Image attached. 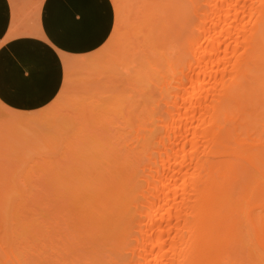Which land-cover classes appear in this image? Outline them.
Instances as JSON below:
<instances>
[{
	"label": "bare ground",
	"instance_id": "bare-ground-1",
	"mask_svg": "<svg viewBox=\"0 0 264 264\" xmlns=\"http://www.w3.org/2000/svg\"><path fill=\"white\" fill-rule=\"evenodd\" d=\"M111 2L119 14L118 0ZM140 3L139 28L146 27L123 28L122 33L133 32L125 38L117 32L122 28H113L104 43L118 33L119 44L108 54L126 66L136 64L134 92L128 100L115 92L117 105L130 104L122 112L130 117L120 113L123 119L113 128L111 117L102 119L96 109L94 135L73 133L76 141H66L67 153L60 152L65 157L29 167L43 176L34 185L42 181L46 187L30 191L28 197L37 198L20 201L13 219L1 211L17 191L11 168L17 166L5 165L14 158L25 163L26 149L19 156L14 153L19 148L8 151L16 157L7 162L0 157V230L8 220L16 227L7 233L12 228L6 223L0 232V264H264V0ZM140 58L145 65L137 69ZM107 76L109 82L121 78L116 72ZM128 81L123 83L129 86ZM115 82L110 83L121 87ZM92 86L101 90L89 98L104 96L107 88ZM134 97L139 101L132 102ZM26 174L21 181L33 190L34 174ZM36 205L48 213L40 218L45 227L33 218Z\"/></svg>",
	"mask_w": 264,
	"mask_h": 264
},
{
	"label": "rangeland",
	"instance_id": "rangeland-1",
	"mask_svg": "<svg viewBox=\"0 0 264 264\" xmlns=\"http://www.w3.org/2000/svg\"><path fill=\"white\" fill-rule=\"evenodd\" d=\"M137 1L138 0H130V1L129 0H127V1L126 0H118L119 6H120V12H119V14L116 13L115 6H114V4H112L113 9H114V25H113V28H115V29L122 28V30H119V31L117 30L118 33H121V35L119 36V38L120 37L125 38V37L130 36V33H133V32H130L129 33V31H131L129 29L132 28V27L135 28V30H137L138 32L141 31V28L142 27L139 28V26H142V24H141L142 22H140V21H143L144 18H143V20H141V17L137 14V11H138V9L141 10V8H142V5L143 4L140 3V2L142 1L144 3L145 0H139V3ZM133 2H135V4H132L134 6L131 5V3H133ZM124 3L127 6H125ZM127 3H129V4H127ZM130 5H131V7H130ZM135 8H136V10H135ZM127 11H129L130 13H128ZM126 14H128V16ZM118 15L120 16V20L118 19V17H119ZM126 16L129 17V19L128 18H125ZM127 19H128V21H127ZM118 20H119L120 25H119V28H116L117 27V21ZM124 21H126V23ZM127 23H129V24H127ZM125 24H127V25H125ZM115 25H116V27H114ZM129 25H131V27ZM143 25L145 26V24H143ZM123 28H125V31L126 30H129V31L126 32V33H128V35H126V33H122V31H124ZM144 28H142V29H144ZM118 33H117V35H118ZM115 34H116V31H115ZM142 34L143 33H140V35L138 34L139 36L137 38V41H140L141 43H142V39H141ZM117 35H114L116 39L118 37ZM122 35H124V36H122ZM132 37H133V35H132ZM143 37H144V35H143ZM116 39L113 40V38H112V41L110 40V42L107 44V46L104 47L105 44H103V46L100 47L98 50H96V51H94L92 53H89V54L76 55V56H73V57H64L63 56L62 57V64H63V67L65 69V74H64V81H63L61 90H60L59 94L57 95V97L52 102H50L49 104L45 105L44 107L39 108V109H36V110H19V109H14V108L6 105L4 102H2L0 100V130H1L0 131V137H1L0 139H4V140H0V143H1L0 144L1 145L0 146V152H2V151L4 152V154L0 153V157H3V158L5 157L6 158V159L5 158L4 159L3 158H0V159L5 160V162L10 161L11 158H14L16 156L13 157L14 154H12V152H8V151H11V150L14 151V150H16L18 148L19 149L20 148L26 149V150H24V153H23V151H21L22 149H20V150L18 149V150H16V152H14L15 155H17V156H19L17 154L18 152L23 153L22 156H24L25 163L22 162V161H18L17 162L16 159L14 158L12 160L15 163H13V161H10L11 163H9V162L6 163V164H9V165H5L6 166L5 167L6 169H8V166H10L11 164H12V166H17V167H11V168L14 169V170L13 169L12 170L14 171V174L16 175L15 176L13 174L12 176L14 177L13 178L15 180L14 181L15 182L14 186H15V188H16L17 191L11 192L6 197V199L4 201V203L6 204L5 206L3 205L4 206L3 207L4 209L1 207V209H3L1 211V213L5 214L6 211L9 212V213H7L5 215L8 218L13 219V217H11L12 216V213H16V208L19 206L18 203L20 201H23L25 203H29L30 202V199L37 198L35 195H34L35 198L28 197L29 196L28 193H30V191H33V192L34 191L35 192L37 191V192H39L40 191V188L39 187H43L44 186V185H41L40 186V184H41L42 181H40L39 184H36L39 187H37V186L34 185L35 183H37L43 177V176L42 177L39 176L40 178H38V175H40V173H38L37 170H35L36 173L32 170V169H34V167L38 166L37 164L40 163L39 160L41 161L42 164H44L46 161L50 162V160L51 161L53 160L54 162H55V160L58 161L57 159H59L60 157L61 158L62 157H65V155L62 154V153H60V152H63L64 150H67V149H64V147H65L64 145L66 143L67 144H68V142L74 143L72 141H76V138H75L76 136H81L83 138L87 136L86 138H84V139H87L89 136H92V135L95 134V132L92 133V131L95 130L94 127L97 126V125H93V122L94 123H98L99 122L98 121L99 120V117L98 116L100 115V114H98V112H97L98 110H96V109H99V111H101V112H99V113L102 114V115H100V117H102V116H104V117L109 116L107 118H110L111 117L110 119H111V122H113V124H112V127L113 128H114V126L119 125V124H116V123L120 119H123V117L125 116V114H123V113H126V111H128V109L130 111V108L128 107L130 104L128 105V103H127L128 101H124L125 102L124 105H123V103L122 104L118 103L121 106L117 105V101L119 100L118 99V96L119 95L122 96V98L126 99L125 96L128 97V96H130V92H132V91L134 92V90L132 89L131 84H134V82H132V79L135 77V75H132V74H135V73H133L132 71H134L135 69L132 70V68H134L133 66L136 65V64H133V65L130 64V65H132V67H129V66H126V65L129 64L128 62L126 63V61H125V64L126 65L125 64H122L123 62H121V61L120 62H118L117 60L115 61V59H114L115 56L114 55H112V56L109 55V54H111L110 53L111 51H109L108 48L110 46H112V49H114V46L119 44V42H117ZM129 39H131V37ZM135 39H131V40L133 41ZM120 40H118V41H120ZM114 41H116L117 43H114ZM141 43H138V44L141 45ZM107 50L109 52H106ZM106 55L109 56V57H106ZM141 61H143V62H141L143 64H141V63H139V62L136 61L138 64L142 65V66H140V68H138V66H136L137 69L144 68V66H143V65H145L144 60L141 59ZM124 65L126 67H128V68H126ZM108 70L111 73L105 72V71H108ZM126 70H128V71H126ZM142 70H144V69H142ZM101 71H102V75L99 74V73H101ZM97 72H99V73H97ZM112 72H114V73L116 72V74H118L117 77L123 78V76H125V77H129V78H127V81H125L126 78H123L124 81H121L122 80L121 78H119V79L116 78V80H115L114 77H116V76L114 75V77H113L114 80H111L110 82L117 83L115 81H119V85L121 86V87H119L117 84L114 85V84H111L109 81H107V79L109 80L108 77H110V76H107V75H113L114 73L112 74ZM143 72L144 71H136V73H143ZM99 76H101V77H99ZM104 79H105V81H104ZM128 80H131V83H130L129 86L127 84H124L126 82L129 83ZM93 81L101 82V84L100 83H92ZM105 82H106V84H105ZM121 83H123V85ZM92 84L102 85V88L103 89H105L107 87H109V89H111V86H113V85L116 86V87H113L114 89H112V91L110 90L111 92L107 91L108 90V88H107L105 90L106 92H104L105 93L104 96H102V94H100L98 96L96 95V97H94V98L91 99L89 97H93L97 92H99L97 90H101V86L99 87V89L97 88V90H96V88H93L94 86L91 87ZM139 85L140 84H138V86ZM122 87H123V89H121ZM125 90L128 91V92H125V93H123V95H121V93L124 92ZM115 92H117V94H119V95L115 94ZM107 94H110V95L115 94V95H113L114 97L112 98V96H110V95L105 96ZM115 96H117V97H115ZM88 98L91 99V100H89ZM86 99H88L89 101H87ZM124 99H122V100H124ZM134 99L139 101V99H136V97H134V98H132V102H134ZM93 100H95V101L92 102ZM126 100H128V99H126ZM86 101H87V103H86ZM101 102H103V104H100ZM119 102H122V101L120 100ZM84 103H86L87 105H88V103H90L89 105H91V106H92V104L96 103V105L94 104L93 107H97V108L92 109L93 108L92 107L90 109L89 107L87 108V106H86L85 108H87V109L84 110V111H81L82 108L85 109L84 107H82V105ZM135 103L137 105L139 104V102H137V101H135ZM86 104H84V105H86ZM80 105H81V107H80ZM107 105H109L110 107H107ZM112 105H114L115 109L114 108L112 109ZM135 105H133L132 107H134ZM122 106H123V108H122ZM132 107H131V109H134ZM79 109H80V111H79ZM93 110H95V111H93ZM110 110H111V112H110ZM89 111L92 112L91 114H93V116L94 115L95 116L93 117L92 115H87V113H90ZM81 112H84L85 114L84 113H81ZM137 112L139 113L140 111L137 110L136 112H134V114L137 115ZM103 113H105V114H103ZM120 113H121V115L123 114V117L120 115ZM116 114H119V115H116ZM81 116L83 117L82 119H81ZM84 116H87V119H85L86 120L85 122H84L83 119L86 118V117H84ZM113 116H115V117H120L121 116V117L120 118H115ZM97 117H98V119H97ZM128 117H130V116L129 115H126V117H124V119L125 118H128ZM113 118H115V119H113ZM102 119H104V118L102 117ZM116 119H119V120H117V122H116L115 121ZM16 120L20 122L19 125L16 124L17 126H15V124H14V122ZM90 122H92V123L90 124ZM3 124H5L6 126L3 125ZM99 124H101V122ZM1 125H3L4 128H2ZM81 125H84V126L83 127H80ZM85 125L86 126L88 125V126L86 127ZM103 125H105V122H104ZM91 126H93V127H91ZM107 126H109V125H105V127H107ZM86 128L89 129V131H86L85 130ZM2 130H3V132H2ZM16 130H18V131H16ZM90 131H91V133H90ZM16 132H17V134H16ZM99 132L100 131H98V133ZM73 133H75L76 136H74ZM98 133H96V134H98ZM3 134H7V136L6 135H3ZM21 134L26 137V139H27V140H25V143L26 144L20 145V143H18V142H20L22 140L24 141V139H25V137H22V140H20L21 139V136H20ZM83 134H84V136H82ZM9 135H12L10 137L13 140L11 138H8L7 139V137ZM5 136H6V138H5ZM16 138H18L20 141H18V139H16ZM5 139H7V141H10V143H7V141H5ZM66 139H68V140H66ZM27 141H29V144H27ZM66 141H68V142H66ZM85 141H87V140H85ZM89 141L90 140H88L87 142H89ZM11 142H15V143L12 145ZM2 143H4V144H2ZM5 144H6V146H5ZM24 145H25V147H28V145H29V148L23 147ZM30 145H31V147H30ZM33 146H36V147H33ZM48 146H51L52 148H50ZM12 147H13V149H10ZM5 148H6V151H4ZM7 148H9V150ZM33 148H35V149H33ZM31 149H33V150H31ZM57 153H60V155H58ZM63 153H67V151H65ZM8 155H11V156H8ZM55 155H58L59 157H57ZM22 156H20L21 157L20 160H22V158H23ZM48 157H50V159ZM52 157H54L56 159H54ZM44 158L45 159H49V160H45ZM42 159H44L45 161L43 162ZM26 162L27 163L30 162L28 164V166H26V165L24 166L23 165V164H26ZM0 163H1V161H0ZM13 164H15V165H13ZM20 166L23 169H21ZM32 166H34V167L33 168H29V167H32ZM3 168H4V166H3ZM15 169H16V171H15ZM29 171H30V174L31 175L34 174L30 178L35 177L33 179H30V180H32V182H30V186H32L31 183H33V181L35 182V183H33V185L35 187L32 186V187H34L33 190H27V189H32V188H28L27 185H29V184L26 185V183H22L23 180H24L23 178H25V176L27 175L26 172H29ZM15 172H17V173H15ZM32 172H34V173H32ZM43 173L44 172H42L41 174L43 175ZM20 175H21V177H20ZM21 179H23V180L21 181ZM36 179H38V180L35 181ZM43 180H45V179H43ZM44 187H46V186H44ZM20 193H22V195L25 196V197L21 196ZM31 194H33V193H30V195ZM39 195H37V196H39ZM20 197H23L24 200H22ZM33 202H34V200H33ZM30 203H32V202H30ZM23 205L25 206V204H23ZM28 207H30V206H28ZM37 207H39V206L36 205V208ZM22 208L28 209L27 206L26 207H22ZM42 208H44V206L43 207H39V209L37 208L38 209L37 213L33 212V213H35L33 215V218L38 217V219L36 218L35 220L39 221L40 222L39 224L41 226H44L45 224L44 225L41 224V222L43 221V219L40 220V218H42L43 215H45V214L48 215V213L40 210ZM18 210H20V209H18ZM29 210H31V209H29ZM33 211H35V210H33ZM8 214L10 216H8ZM16 214H20V213H16ZM30 214H28V215H30ZM5 216H3V217H5ZM31 216H29L28 218L31 219L32 218ZM16 217H17V215H16ZM43 218H46V216H44ZM9 222H11V220L6 221V223L9 224L7 228L9 230V227L11 226L12 229H10L9 232H7V233H11V231L16 228V227H13L12 225H10ZM6 223L3 224V228H4V225ZM44 223H47V222H44ZM1 230H0V232H1ZM42 230H43V228L41 229V231ZM42 233H45V232H42Z\"/></svg>",
	"mask_w": 264,
	"mask_h": 264
},
{
	"label": "crops",
	"instance_id": "crops-1",
	"mask_svg": "<svg viewBox=\"0 0 264 264\" xmlns=\"http://www.w3.org/2000/svg\"><path fill=\"white\" fill-rule=\"evenodd\" d=\"M113 25L110 0H0V100L19 110L49 104L64 81L62 57L98 50Z\"/></svg>",
	"mask_w": 264,
	"mask_h": 264
}]
</instances>
